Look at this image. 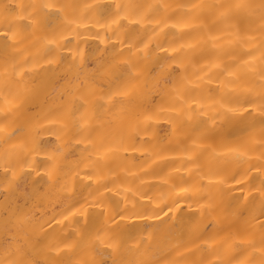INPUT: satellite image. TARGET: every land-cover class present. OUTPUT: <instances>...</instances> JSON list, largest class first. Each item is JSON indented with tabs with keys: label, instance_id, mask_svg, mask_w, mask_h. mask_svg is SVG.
Segmentation results:
<instances>
[{
	"label": "bare ground",
	"instance_id": "6f19581e",
	"mask_svg": "<svg viewBox=\"0 0 264 264\" xmlns=\"http://www.w3.org/2000/svg\"><path fill=\"white\" fill-rule=\"evenodd\" d=\"M0 264H264V0H0Z\"/></svg>",
	"mask_w": 264,
	"mask_h": 264
}]
</instances>
